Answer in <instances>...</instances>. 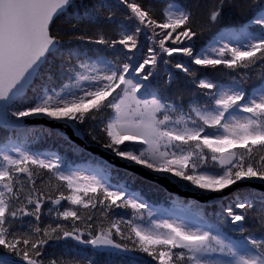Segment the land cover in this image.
I'll return each instance as SVG.
<instances>
[{
    "label": "snow or ice",
    "instance_id": "1",
    "mask_svg": "<svg viewBox=\"0 0 264 264\" xmlns=\"http://www.w3.org/2000/svg\"><path fill=\"white\" fill-rule=\"evenodd\" d=\"M74 6L0 0V131L13 134L0 143V264H95L73 252L78 245L138 251L154 264H264V192L237 195L221 207L219 222L230 232L206 221L193 229L152 220L136 193L108 182L107 161H97L93 175L66 172L59 157L42 158L13 139L27 118L41 117L189 191L222 200L233 186H264V0H251L247 23L199 51L193 41L200 5L117 0L122 19L109 11L104 27L72 15ZM224 7L225 0L203 6L206 22L215 24ZM72 41L79 43L67 46ZM161 65L168 66L165 86L180 73L188 80L176 97L152 86ZM192 65L226 69L230 83L199 78ZM57 75L69 83L49 86ZM118 209H130L131 218H114ZM145 212L151 228L136 222ZM197 215L204 221L203 209ZM60 241L68 251L49 255L50 242Z\"/></svg>",
    "mask_w": 264,
    "mask_h": 264
},
{
    "label": "trees",
    "instance_id": "2",
    "mask_svg": "<svg viewBox=\"0 0 264 264\" xmlns=\"http://www.w3.org/2000/svg\"><path fill=\"white\" fill-rule=\"evenodd\" d=\"M166 0H153L157 6H162ZM173 2L178 4H184L189 6L200 5V14L196 17V26L200 32L198 37L193 41L197 51L205 49L211 41L219 35L222 31L228 30H237L242 24L247 23L248 10L245 7L251 0H225V7L223 8L222 15L220 19L215 24H209L206 22L205 17L203 16V6H207L214 2V0H173ZM75 6L71 9L72 15H79L85 17V20H93L96 27H104V18L107 16L109 11L116 13V20L122 19L121 10L117 7V0H74ZM69 17H65L64 20L60 22L62 27L66 26V22ZM94 30V29H93ZM143 42V41H142ZM79 42L72 41L67 46L75 47ZM87 47V46H85ZM99 47V46H91ZM107 58L111 59L110 54H105ZM174 61H187L186 57L176 56L172 58ZM59 63V62H58ZM58 63L54 66L53 71L58 72L59 67ZM194 70L197 71V76L199 78H211L217 82H220L227 86L230 83V76L228 70H222L221 72H213L211 70L200 69L199 66L192 65ZM168 66L161 65L160 75L152 80L153 88H163L165 94L168 96L176 97L181 92L184 91L185 86L188 83L187 78L183 73H180L179 76H174L171 85L165 86L164 81L167 79L166 70ZM173 73H176L177 70L170 69ZM259 79V70L256 74L252 76V82L256 83ZM61 83H69L66 77L56 76L54 79L48 81L49 86H59ZM187 102V97H185ZM209 132L213 131L211 129ZM13 135L11 132L4 133L0 131V143H3L7 136ZM17 145L26 146L27 149L33 153H51L59 157L60 163L62 165L75 166L80 163V161L88 160L91 163L96 162L91 157H86L81 152L78 147H73L68 144L65 140H62L56 134L51 133L48 130L37 131L33 128H27L24 132L15 135L13 137ZM124 175L125 180H131L134 183L133 188H137L140 192V196L147 201L149 204L153 205L158 202H167L172 199L166 194L163 190L154 187L148 183H145L141 180H138L128 174ZM111 177L114 181H119V174L112 171ZM249 193H255L247 188H241L236 190L229 198L224 201H215L210 206H199V209H203L206 213L204 221L207 223H213L215 226L222 228L226 232H230L231 228L229 225H223L219 222L218 214L222 206H226L233 202V199L239 196H246ZM256 194H259L256 192ZM194 208L198 209L196 203H193ZM259 206V205H257ZM215 213V215H214ZM115 216H123L125 219L131 218V210L118 209L116 210ZM234 240L240 239L239 233H231ZM51 247L48 249L49 255H60L62 252H67V247L64 246V242H50ZM73 252L79 257H87L93 261L95 264H154L151 261V258L148 257L145 253L138 251H131V257H120L112 254H100L91 252L87 249L76 247L73 249Z\"/></svg>",
    "mask_w": 264,
    "mask_h": 264
},
{
    "label": "water",
    "instance_id": "3",
    "mask_svg": "<svg viewBox=\"0 0 264 264\" xmlns=\"http://www.w3.org/2000/svg\"><path fill=\"white\" fill-rule=\"evenodd\" d=\"M26 128H37V129H47L55 134L59 132H63L66 136H69L71 140V144L79 147L83 152L89 154L91 157H96L99 160H105L110 165H112L113 169L117 171L128 173L129 175L134 176L137 179L145 181L149 184L155 185L168 194L178 197L180 199H192L199 204H209L215 200L219 199V194L217 193H201V192H191L186 189L179 188L177 184H173L171 181L167 180L164 177H158L154 173H149L145 169H141L138 166L129 167L126 162L119 161L118 159L112 158L110 154L103 153V150L98 148L96 145L87 143L85 141H80L77 139L71 138L70 130H66L63 127L62 122L49 121L46 118L35 117V118H27ZM58 135V134H57ZM62 137L61 135H58ZM63 138V137H62ZM64 139V138H63ZM68 142V141H67ZM69 143V142H68ZM248 188L253 191H257L259 193L264 192V186H261L259 182L253 181L251 184L243 183L239 187L233 186L232 190H225L223 194V198L225 199L229 197L234 191L240 188ZM74 244L75 242L72 241ZM80 247H86L96 252H107L110 254H115L118 256H131L132 254L129 252H125L122 250L110 248V247H102V248H92L91 246L86 245H78Z\"/></svg>",
    "mask_w": 264,
    "mask_h": 264
},
{
    "label": "rangeland",
    "instance_id": "4",
    "mask_svg": "<svg viewBox=\"0 0 264 264\" xmlns=\"http://www.w3.org/2000/svg\"><path fill=\"white\" fill-rule=\"evenodd\" d=\"M224 32H226V31H223L221 33H224ZM214 39L212 40L211 44L208 45L206 48H208L212 45ZM216 46L218 47L219 44H217ZM18 146L24 150L29 151L26 146H22V145H18ZM35 154H37V153H35ZM44 157H48V156L42 155V158H44ZM95 164L96 163L86 162V163H82L79 167H77V169L62 167V170L66 171V172H77L79 174L89 176V175L96 174L95 173ZM119 178L121 181L117 182L116 184L126 185L128 187L129 192H134L140 197L138 189L133 188L134 183L131 180H128V181L125 180L124 175H121V174H119ZM110 180H111V177L109 178V181H108L109 183L111 182ZM178 187L182 188L179 185H178ZM182 189H185V188H182ZM186 190H188V189H186ZM191 192H200V191H191ZM201 193H203V192H201ZM184 200H186V201H184L185 205H183L182 203H179V204L174 203L175 200H172L166 204L158 202V203H155L153 205L149 204L145 200H143V201H145L149 205V208L152 211V214H153L151 217L152 220H156V221L168 220L170 222L185 224L186 226L193 228V229H195L196 227H203L205 221H202L200 216L197 215L198 212L195 210L194 207H191V208L188 207V205L193 206L192 203H195V202L190 201V199H184ZM211 204H209V205H211ZM136 222L140 223L145 228H151L152 227V225L149 221V217H148L147 212L144 213V219L142 221L137 220Z\"/></svg>",
    "mask_w": 264,
    "mask_h": 264
},
{
    "label": "bare ground",
    "instance_id": "5",
    "mask_svg": "<svg viewBox=\"0 0 264 264\" xmlns=\"http://www.w3.org/2000/svg\"><path fill=\"white\" fill-rule=\"evenodd\" d=\"M243 188H245V187H243ZM249 190L253 191L252 189H249ZM253 192H255V193H256L257 191H253ZM129 253H131V251H129Z\"/></svg>",
    "mask_w": 264,
    "mask_h": 264
}]
</instances>
